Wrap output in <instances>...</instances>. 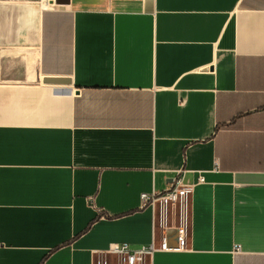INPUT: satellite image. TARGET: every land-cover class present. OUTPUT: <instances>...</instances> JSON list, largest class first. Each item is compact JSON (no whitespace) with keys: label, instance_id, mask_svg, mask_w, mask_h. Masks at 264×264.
Instances as JSON below:
<instances>
[{"label":"crops","instance_id":"0c3cea01","mask_svg":"<svg viewBox=\"0 0 264 264\" xmlns=\"http://www.w3.org/2000/svg\"><path fill=\"white\" fill-rule=\"evenodd\" d=\"M123 242L264 264V0H0V264Z\"/></svg>","mask_w":264,"mask_h":264},{"label":"built area","instance_id":"2783aa9c","mask_svg":"<svg viewBox=\"0 0 264 264\" xmlns=\"http://www.w3.org/2000/svg\"><path fill=\"white\" fill-rule=\"evenodd\" d=\"M54 0H42V2H53ZM200 182L203 181V178L200 177ZM190 187L192 185L182 184V177H176L173 179L171 187L166 191L157 193L152 191L151 193H142L141 199L142 202H150L154 205L155 202L159 203L161 214H166L168 209L173 211L175 204L179 202L180 216L182 225L178 227L179 230V245L177 248H182L185 244V234L187 232L186 226V203L188 199V194L190 192ZM170 213V212H169ZM166 244V242H165ZM156 247L154 243L150 245H142L139 247H134L128 242L123 243H112L107 252L116 256L120 264H144L147 259H149ZM237 250L240 251V247L237 246ZM100 261L98 264H101ZM107 264V261H104Z\"/></svg>","mask_w":264,"mask_h":264},{"label":"rangeland","instance_id":"374dc122","mask_svg":"<svg viewBox=\"0 0 264 264\" xmlns=\"http://www.w3.org/2000/svg\"><path fill=\"white\" fill-rule=\"evenodd\" d=\"M104 260L109 264H120L118 258L114 255L112 256V254H109L108 257H106ZM146 262L148 263V259L146 260Z\"/></svg>","mask_w":264,"mask_h":264},{"label":"water","instance_id":"95a60500","mask_svg":"<svg viewBox=\"0 0 264 264\" xmlns=\"http://www.w3.org/2000/svg\"><path fill=\"white\" fill-rule=\"evenodd\" d=\"M47 81L49 82H53V83H61L63 80L61 79H56V78H49V79H46ZM173 230V229H172ZM176 230V229H175ZM178 232V230H176ZM179 245V243H178ZM178 245H172L170 244L168 241H167V247H171V248H175V247H178Z\"/></svg>","mask_w":264,"mask_h":264}]
</instances>
